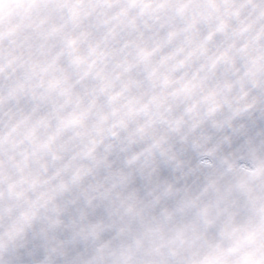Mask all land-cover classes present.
<instances>
[{
    "label": "snow or ice",
    "instance_id": "6c2138e0",
    "mask_svg": "<svg viewBox=\"0 0 264 264\" xmlns=\"http://www.w3.org/2000/svg\"><path fill=\"white\" fill-rule=\"evenodd\" d=\"M0 264H264V0H0Z\"/></svg>",
    "mask_w": 264,
    "mask_h": 264
}]
</instances>
